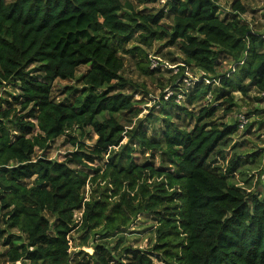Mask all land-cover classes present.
Here are the masks:
<instances>
[{
  "label": "trees",
  "instance_id": "16d2710c",
  "mask_svg": "<svg viewBox=\"0 0 264 264\" xmlns=\"http://www.w3.org/2000/svg\"><path fill=\"white\" fill-rule=\"evenodd\" d=\"M218 1L165 0L151 12L130 0H0V264H78L81 254L94 264H264V181L243 191L227 181L237 160L224 173L212 159L237 129L214 119L218 105L231 112L234 91L264 103V34L240 19L242 0L223 17ZM157 40L201 71L184 103L212 101L187 111L160 95L157 111L167 117L151 134L152 113L139 118V99L125 92L144 86L122 75V55L139 52L136 69L154 75L143 46ZM223 59L232 62L226 72ZM55 80L81 87L66 86L56 101ZM184 116L190 130L171 120ZM60 136L73 149L58 161L44 152ZM137 148L153 150L151 161L137 163ZM156 152L167 167L154 165ZM142 212L155 221V241L145 250L122 245L123 229ZM75 230L92 241L91 255L71 256Z\"/></svg>",
  "mask_w": 264,
  "mask_h": 264
},
{
  "label": "rangeland",
  "instance_id": "374dc122",
  "mask_svg": "<svg viewBox=\"0 0 264 264\" xmlns=\"http://www.w3.org/2000/svg\"><path fill=\"white\" fill-rule=\"evenodd\" d=\"M134 4L137 10H145V11H157L165 5V0H156V1H142V0H130ZM233 0H219L220 10L217 12L220 17H223L225 13L231 12L230 4ZM244 5L246 6L247 11L239 15L240 19L245 20L249 26L256 31L257 33L264 34V0H242ZM162 23L170 25L171 19L164 18ZM165 40H157L152 43L149 47H144L143 49L147 56L145 57L146 62L148 63L150 59L154 57L156 60V66L154 75L145 76L138 69H136L137 59L141 57L139 52L135 53L134 56L131 54H124L123 62L124 68L122 70V75L132 80L133 82L139 84L140 86H144L142 88L146 93H142L139 91H131L125 90L126 93H130L134 99H139L141 111L138 115L139 118H143L150 113H152V121L149 123L147 121L146 126L149 128V133L153 130L159 131L161 130V121L162 117H167L166 113L157 111L158 105L156 104L160 100V95H163L165 89L173 88V83L177 82L176 74L174 72L177 69V73L180 71L179 67H183L181 69V73L186 77L195 78L198 76L201 71L198 69H194L188 67L182 63L181 55L178 50L173 46H166L164 44ZM133 42H129L127 47H131ZM232 62L228 60H221L219 70L228 71L231 68ZM153 67V68H155ZM87 66L82 65L78 67L76 74L79 76L86 70ZM150 68V67H149ZM152 68V69H153ZM151 69V68H150ZM212 81V80H208ZM77 88L81 87L80 83L74 81H63V80H55L53 83V92L56 101L63 100L67 97V93L65 92L66 86L75 85ZM216 84V82L214 83ZM177 85L181 86V82H177ZM179 86H175L180 88ZM174 87V89H175ZM184 88V86L182 85ZM140 89V90H142ZM7 90L13 92V88L11 86L7 87ZM123 90V91H124ZM184 90V89H183ZM187 91H184V93ZM249 96H242L240 92L234 91L233 95L236 99V105L231 112L228 114H223V106L218 105V111L215 114L214 119L217 121H224L228 123H233L237 121V113L242 112L247 115V123L243 128L236 129L235 133L229 138V140L223 144L219 148V153L213 155L212 159L217 161L222 172L226 173V167H230L232 161L234 159L237 160V164L235 166L234 171L230 172L227 175V181L229 185H234L243 191H252L257 186H259L258 180L261 179L264 181V103L261 100H258L257 94L254 92H248ZM3 97L7 98V94H1ZM185 97V96H184ZM157 98H159L157 100ZM185 98L183 100L175 101L177 104L184 105L187 111H198L199 107L205 105L208 101H212V97L209 96V99H202L200 102H196L193 104L184 103ZM172 116L175 115L176 112H179L181 116L183 110L175 111L173 106L166 105L165 107ZM185 117V116H184ZM170 120V118H169ZM175 124L180 126L181 128L185 127L190 130L193 126V121L189 118V116L185 117L181 121L179 119L172 118ZM153 134V133H151ZM97 136L92 134L90 139L84 138L85 144H91L96 140ZM126 139L123 140V142ZM73 147L66 142L64 136H60L56 138L53 142L49 144V147L46 149V155L53 160H62L65 153L71 151ZM153 150H142L141 148H137L136 151L133 152L134 160L137 163H142L143 161L149 160L151 161V153ZM42 152L37 150L36 154H41ZM167 159V158H166ZM105 160V159H104ZM104 160H101L100 163L103 164ZM154 165L156 167H167V163H160V154L156 152L154 154ZM98 164L96 161L92 166ZM91 165V164H90ZM91 185L86 186V196L89 194V190ZM75 221L79 223L77 219L78 215H75ZM155 221L152 220L150 214L142 212L130 223L127 227L123 229V243L122 245H127L132 247L133 249L145 250L148 249L152 243L155 241ZM102 233V232H101ZM103 235V234H102ZM100 234V236H102ZM83 234L81 232L73 231L69 235V251L71 252V256L75 257L77 252L87 253L89 255L92 254V241H89L88 245L81 242ZM110 242L109 246L112 247L114 245V241ZM94 243V242H93ZM106 243V242H105ZM91 248H90V247ZM4 248L0 245V253H2ZM78 264H94L92 259H88L85 255L81 254L78 258ZM3 258L0 256V262ZM88 260V262H85ZM153 264H163L159 261H156V258L153 257ZM116 261V257L112 260V263ZM73 263V262H72ZM7 264V263H6Z\"/></svg>",
  "mask_w": 264,
  "mask_h": 264
},
{
  "label": "built area",
  "instance_id": "2783aa9c",
  "mask_svg": "<svg viewBox=\"0 0 264 264\" xmlns=\"http://www.w3.org/2000/svg\"><path fill=\"white\" fill-rule=\"evenodd\" d=\"M263 38H264V35H263ZM156 66V60L153 58L150 59V62H149V67L152 69L153 67ZM157 68V67H155ZM153 68V69H155ZM177 69L174 70L175 74H177ZM201 79V72L199 73L198 76H195V78H190V77H186L185 75H182L181 77H178L177 78V81H180L181 84L184 86V88L182 87V85L180 86L181 88H171V89H165L164 90V93L162 95V98L163 100H167L168 98H170L171 96H175V101H180V100H183L184 99V91H188L190 89V87H192V85ZM205 82H209L208 80L205 79ZM216 82V81H215ZM184 89V90H183ZM209 96H206L207 99H209ZM161 98V96H160ZM159 98H157L158 100ZM160 101V100H159ZM237 121H236V125L238 128H243L244 125L247 123V115L245 113H242V112H238L237 115ZM78 220L80 222V217H81V212L78 211ZM74 218L75 217V214H74ZM70 249V248H69ZM14 264H23L21 261H16Z\"/></svg>",
  "mask_w": 264,
  "mask_h": 264
},
{
  "label": "crops",
  "instance_id": "0c3cea01",
  "mask_svg": "<svg viewBox=\"0 0 264 264\" xmlns=\"http://www.w3.org/2000/svg\"><path fill=\"white\" fill-rule=\"evenodd\" d=\"M75 215H78V212H75ZM78 217H79V216H78ZM78 217H77V218H78ZM87 245H88V242H87ZM89 247H90V246H89ZM90 248H91V247H90Z\"/></svg>",
  "mask_w": 264,
  "mask_h": 264
}]
</instances>
